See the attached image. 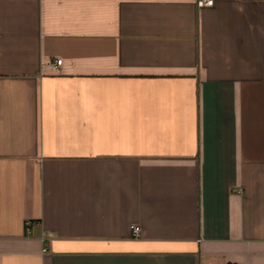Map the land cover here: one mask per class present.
Wrapping results in <instances>:
<instances>
[{
	"label": "crops",
	"instance_id": "0c3cea01",
	"mask_svg": "<svg viewBox=\"0 0 264 264\" xmlns=\"http://www.w3.org/2000/svg\"><path fill=\"white\" fill-rule=\"evenodd\" d=\"M0 264H264V0H0Z\"/></svg>",
	"mask_w": 264,
	"mask_h": 264
},
{
	"label": "built area",
	"instance_id": "2783aa9c",
	"mask_svg": "<svg viewBox=\"0 0 264 264\" xmlns=\"http://www.w3.org/2000/svg\"><path fill=\"white\" fill-rule=\"evenodd\" d=\"M212 1L213 0H196V3L198 4V6L211 5ZM60 62H61V59H56V61H55L56 64H60ZM26 229L28 231V227ZM131 230H132V234H133L134 237H137L139 235L140 228H139V226L137 224H133L131 226ZM44 250H45V248H44Z\"/></svg>",
	"mask_w": 264,
	"mask_h": 264
}]
</instances>
